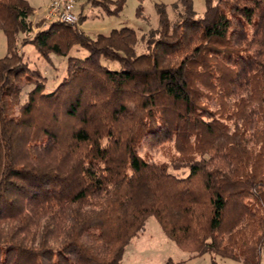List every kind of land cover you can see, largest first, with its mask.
<instances>
[{
	"label": "trees",
	"instance_id": "1",
	"mask_svg": "<svg viewBox=\"0 0 264 264\" xmlns=\"http://www.w3.org/2000/svg\"><path fill=\"white\" fill-rule=\"evenodd\" d=\"M174 7L172 22L157 4L137 53L133 28L35 31L28 0H0V264H121L150 216L183 249L261 264L264 0H206L201 17L193 0ZM22 35L47 60L68 56L50 88L19 52ZM78 46L88 55H70ZM168 141L169 162L140 154Z\"/></svg>",
	"mask_w": 264,
	"mask_h": 264
},
{
	"label": "rangeland",
	"instance_id": "2",
	"mask_svg": "<svg viewBox=\"0 0 264 264\" xmlns=\"http://www.w3.org/2000/svg\"><path fill=\"white\" fill-rule=\"evenodd\" d=\"M35 8L32 15L34 30L39 25L49 24L46 19L47 8L53 0H28ZM103 0H81L77 13H83L84 20L79 19L76 25H80L87 34L96 38L98 34H108L114 28L130 27L137 31L139 41L136 45L137 53L147 52V39H151L149 31L159 26V13L157 4L166 7L169 18L172 22L179 19L178 11L174 4L178 0H125L120 12L108 13L103 7ZM115 1V0H114ZM115 4L111 5L114 8ZM193 7L198 17L203 16L206 10V0H193ZM25 35L19 39L18 50L23 54L25 61L30 68L41 71L48 78V87L58 82L66 74L68 56H60L55 53L45 59L35 50V47L28 43L23 44ZM8 52L6 35L0 31V56ZM70 55L85 57L88 51L85 48L77 47L70 51ZM104 65L110 69L118 70L121 64L118 61L103 59ZM32 76V75H31ZM31 76L23 79L22 101L26 99L27 92L34 87L35 79ZM175 149L173 141L162 143L158 146L145 144L140 148L142 156L150 157L157 162H169ZM178 175H186L187 169L176 171ZM244 264L242 260L231 257H222L215 253L206 252L197 254L181 248L175 241L170 239L164 232L162 226L155 216H150L144 230L136 236L127 246L121 264ZM264 264V250L262 261Z\"/></svg>",
	"mask_w": 264,
	"mask_h": 264
},
{
	"label": "built area",
	"instance_id": "3",
	"mask_svg": "<svg viewBox=\"0 0 264 264\" xmlns=\"http://www.w3.org/2000/svg\"><path fill=\"white\" fill-rule=\"evenodd\" d=\"M81 0H53L46 13V19L51 21H62L68 24H75L79 20L77 7Z\"/></svg>",
	"mask_w": 264,
	"mask_h": 264
}]
</instances>
